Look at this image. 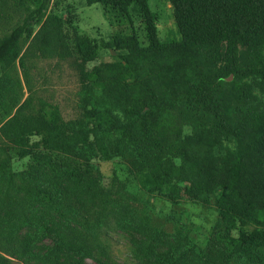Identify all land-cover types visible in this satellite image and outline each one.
Instances as JSON below:
<instances>
[{"label": "trees", "instance_id": "1", "mask_svg": "<svg viewBox=\"0 0 264 264\" xmlns=\"http://www.w3.org/2000/svg\"><path fill=\"white\" fill-rule=\"evenodd\" d=\"M97 1L127 14L131 6L139 9L144 39L133 34L100 44L75 34L69 51L62 17L50 13L43 20L46 0H17L23 18L0 34L10 99L17 85L10 73L18 59L27 72L21 47L35 22L43 23L29 46L39 45L40 37L43 54L60 46L76 64H86L102 46L117 51L114 60L81 72L78 118L66 120L58 104L28 97L14 101L15 113L0 119L10 143H0V238L16 249L18 239L5 226L30 218L37 232L19 241L24 253L37 256L33 241L40 234H54L67 251L84 256L92 255L91 241L103 249L101 229L132 206L122 182L106 184L94 159L118 157L146 192L172 204L185 198L213 204L217 212L204 243L192 241L180 259L175 242L167 250L153 248L151 241L167 240L150 225L137 248L143 263L264 264V0H169L181 33L170 42L158 38L148 0ZM125 53L138 57V65L131 66ZM226 139L236 143L237 161L246 162L243 180L234 174ZM11 150L30 165L14 170ZM70 212H79L81 230ZM0 264L19 263L0 253Z\"/></svg>", "mask_w": 264, "mask_h": 264}, {"label": "rangeland", "instance_id": "2", "mask_svg": "<svg viewBox=\"0 0 264 264\" xmlns=\"http://www.w3.org/2000/svg\"><path fill=\"white\" fill-rule=\"evenodd\" d=\"M16 2L17 0H2V4H0L2 15L0 34L21 22L23 12L20 7L16 6ZM148 6L153 14L160 41L181 40V33L176 24L170 1L148 0ZM50 13L62 17L61 30L70 43L69 51H73L71 42L75 34L89 36L100 44L102 42L108 44L117 36L136 34L141 40L145 37V17L134 6L130 7V13L127 14L119 8L104 6L97 0H46L43 20ZM42 23V21L34 23L31 27L33 32L31 38L21 47V55L26 52L24 57L28 65L27 72L23 71L18 59L10 73L13 79L17 81L16 94L13 99H10L8 95L9 84L5 80V71L0 69V98L2 100L0 119L5 117L6 111H11L12 115L15 113L14 101L21 99L23 102L28 97H31L35 103L39 101L38 98L42 97L58 104L61 114L66 120L78 118L82 106L80 78L84 67L89 70L102 61L115 59L117 51L108 45L102 46L98 56L86 64H82L80 60L76 64L73 57L66 54L60 46H57L54 54L49 52L43 54L45 49L40 37L39 45L29 46ZM125 57L131 66L138 65V57L126 53ZM37 138L38 136H35V139ZM7 140L5 133L0 131V143L5 142L8 147L10 143ZM225 143L234 154V174L238 180L245 179L247 165L246 162L237 161L236 143L228 139L225 140ZM10 152L13 156L14 170L22 171L30 165L31 160L29 158L18 159L12 150ZM94 161L97 163L106 184L113 178L122 182L125 191L130 196L129 202L132 206V208L130 207L131 212L126 213L125 218L118 216L112 220L110 226L101 229L100 241L104 246L103 249L97 248L95 250L96 246L91 241L94 249L92 255L84 256L67 251L63 245L59 244L57 236L54 234L45 236L40 234L37 240L33 241V251L37 256L30 252L24 253L19 241L25 237L35 236L37 232L36 228L31 227L30 218H26L28 221L23 224L13 220L9 226H5V231L15 234L18 239L16 249H13L8 241L0 238V246L9 252H15L16 255L13 256L12 253L7 251L4 253L1 250L0 253L19 264H106L107 262L112 264H146L140 260L143 254L137 248L144 232L150 231V225L159 232L162 231L165 240H167V242L161 241L159 243L158 241H151L150 244L153 248L160 246L161 249L167 250L169 243L175 242L174 248H179L176 253L177 259H180L182 251H188L191 248L192 241L195 240L198 244L204 243L201 241L205 240L217 220V212L213 204L204 205L187 198L182 199L177 204H172L165 198L142 189L125 160L116 157L109 160L95 158ZM84 212L90 216L91 221L94 220V213L93 216L92 213ZM70 214L74 215V221L77 222L73 223L75 228L81 230L79 212L75 214L70 212ZM70 214L69 217L72 218ZM55 216H57L56 213ZM84 219L81 224H85ZM174 235L177 236L174 237ZM188 254L190 262L194 254L190 251ZM193 264H202V261L197 259L193 261Z\"/></svg>", "mask_w": 264, "mask_h": 264}, {"label": "water", "instance_id": "3", "mask_svg": "<svg viewBox=\"0 0 264 264\" xmlns=\"http://www.w3.org/2000/svg\"><path fill=\"white\" fill-rule=\"evenodd\" d=\"M232 77H233V75H231V76H230L228 79H229V80H231V79H232Z\"/></svg>", "mask_w": 264, "mask_h": 264}]
</instances>
